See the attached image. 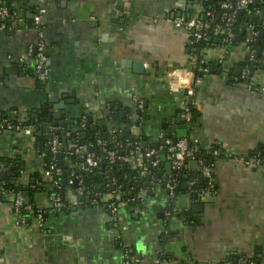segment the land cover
<instances>
[{"label": "crops", "instance_id": "1", "mask_svg": "<svg viewBox=\"0 0 264 264\" xmlns=\"http://www.w3.org/2000/svg\"><path fill=\"white\" fill-rule=\"evenodd\" d=\"M177 4L178 0H142L138 11L131 13L124 27L119 26L126 30L121 38L116 42H103L102 36L108 33L111 13L117 6L111 4V0H47L49 11L44 32L49 42L50 79L42 90L38 89L33 75H23L22 71L14 85L8 82L6 68L18 65L15 60L10 61L9 56L23 54L37 40V34L33 29L23 28L10 33L0 32V113L27 117L29 112L43 110L45 104L58 99L60 90H67L69 97L66 100L79 102L71 110L89 111L95 125L102 123L104 127L109 104H122L128 108L129 104H136L137 108L142 103L144 111L139 121H135L137 127L132 128L130 137L142 133L140 140L142 145L146 143L144 146L163 142L159 135L164 133L166 136L167 131L177 126V116L185 101L182 94L170 89L168 73L176 69L193 71L190 34L165 21L178 13ZM20 6L24 16L31 19L36 0H20ZM200 6L193 10L192 17L202 13L203 3ZM187 14L184 13V17L188 18ZM123 17V13L117 14L119 20ZM124 55L152 67L151 74H134L127 67L129 61ZM247 55L241 44L227 48L215 43L205 49L211 72L194 87L191 107L198 117L188 124L187 136L200 150L210 152L218 146L223 149L213 168L216 190L211 197L217 201H204L201 224L197 223L198 216L193 213V207L203 202L192 200L189 190L179 196V202L191 213L167 225H164L163 215L170 198L162 187H156L144 205L122 206L119 214L122 215L123 230L121 228L120 235L113 229L106 210L84 205L83 201L76 203L73 187L67 190L71 207L49 212L41 225L33 221L27 226H17L9 200L0 198V264H123L125 250L131 248L136 251L135 264H155L143 247L137 250L133 237L126 238V233L134 228L128 223L126 226L127 215L138 221L147 210L153 211L150 215L146 213L149 235L160 233V247L155 250L158 258L160 252L162 255L168 253L172 258L161 264H176L177 261L234 264L233 259L238 256L263 259L264 251L258 255L255 251L264 245V167L248 166L243 158L264 147V95L236 84L234 75ZM251 83L264 85V69L251 78ZM63 120L67 125L70 118L67 116ZM131 123L134 124L132 120ZM164 124H167V130ZM184 124L187 123H181ZM75 125L72 124L73 129ZM113 126L107 122L108 132ZM98 128L96 135L102 133ZM178 132L183 130H177L171 138ZM33 136L34 132L0 134V156L9 159L11 170H24V182L30 179V173L42 175L44 169V162H38L44 156L36 141H32ZM163 166L164 174L170 176L171 166L170 170L165 163ZM188 169L194 175L200 174V167L195 170L193 164ZM34 201L39 208L49 206L45 192H38ZM192 226L200 229L183 232L185 227ZM169 231H180V234L169 236ZM164 233L170 238L162 245Z\"/></svg>", "mask_w": 264, "mask_h": 264}, {"label": "built area", "instance_id": "2", "mask_svg": "<svg viewBox=\"0 0 264 264\" xmlns=\"http://www.w3.org/2000/svg\"><path fill=\"white\" fill-rule=\"evenodd\" d=\"M264 1V0H260ZM220 9L224 11L222 16L223 24L217 25L214 28V35H224L221 40V44L224 47L231 45L237 38L236 22L238 13L240 11L247 10L249 16L264 17V9L262 10L258 6L257 0H218ZM35 14L32 16L33 27L27 24L24 18L18 17L16 12L11 14V11L6 2H0V32L10 33L20 28L28 30L32 28L36 31L37 40L31 43L23 54L17 57L9 56V60H15L20 66L23 75H33L42 85H46L51 75V59L48 54V44L44 32V24L48 15L47 0H36ZM204 16L208 20H204ZM215 14L212 11H208L205 7H202V13L197 17L186 18L182 17H168L165 21L172 24L177 29H184L190 36L193 37L191 45L193 49H190V62L193 67V71L176 69L168 73L169 87L172 92L176 94H182L184 104L181 106V113L187 124L193 123V113L191 105L187 103L189 98L195 95V86L201 84L206 76L210 74V69L206 66L205 50L199 48L202 43L208 41L211 36V22L214 21ZM246 37L241 41L248 54L251 62H258L256 59L257 48L255 43L259 38V31L255 30L252 25L245 27ZM33 60V72L30 73L28 62ZM264 65V58L259 61ZM197 69V73L194 71ZM199 74V76H197ZM250 69L245 68L241 70V73L236 77V81L239 84L245 85V87L251 91L264 95V85H255L250 80ZM249 80V83H248ZM144 111V104L139 103L137 108L133 110L130 120L133 122L139 121L141 112ZM14 118V117H13ZM2 118L0 117V134L4 132H16V133H33L34 128L26 126L27 117H15ZM91 125L88 122L87 115H82L75 126V131L67 129L60 125H51L49 129L50 141L46 145V152L49 153L51 159L49 163L44 166L42 176L45 180H48L53 187L61 188L60 180L64 179L65 169L62 166L60 157L64 156L65 161L72 163L71 174L67 177L68 185L73 187L74 181L79 182V187L75 189L78 201H83V204H90L92 206L100 207L108 212L111 219L113 229L120 235L122 228V221L120 217V208L124 205H128L127 202L137 201L136 197H132L124 202L123 197L120 194L121 186H117L116 179L110 178L106 183L107 187L111 190L110 193L102 196V193L95 192L92 194L83 187V177L86 174L92 173L95 170L101 168L102 164L107 166L109 173L113 168L121 163H127L133 170L138 172V178L144 179L151 177L149 184L156 185V187H162L170 198L169 207L164 212V225L169 224L172 220H181V215L187 214L190 209L182 207L179 202V196L176 193L178 187V178L181 173L188 169V166L192 162H196L199 167V173L206 179V186L197 190L194 188L196 182H188L187 189L189 195L195 194L198 196V201H207L215 190L216 186L213 180V168L200 154L199 148L194 145L188 136L179 138L177 142H174L172 138H167L164 133L159 135V139L164 141L158 143L157 146H144L140 142L127 141L124 144H118L116 148L109 149L107 147L106 140L102 137L94 134L87 138H82V133L87 132L88 126ZM94 125V123L92 124ZM118 130L112 128L110 130L111 135H116ZM89 137V138H88ZM76 142L75 147L69 148L67 145L63 146L64 142ZM98 149L101 150L102 155L98 154ZM123 150V152H120ZM160 152L165 153L166 162L171 165V175H161L156 178L155 174L160 169L163 161L160 157ZM221 154V150L215 149L212 152L214 157H218ZM246 165L252 166L258 169L264 167V149L258 150L252 156L243 158ZM189 170V169H188ZM4 166L0 165V175L4 172ZM164 172V170H163ZM24 170L21 171L22 180H24ZM2 183L0 177V184ZM139 196H145L144 191L139 192ZM89 198L85 202V199ZM76 201V200H75ZM9 203L12 208L13 214L16 216V225L23 227L27 226L28 222L21 213L25 210L31 211L32 206L25 203V195L19 192L14 197L9 199ZM77 203V201H76ZM71 204L68 205L62 200L59 195H54L49 198L50 209H63L68 210ZM47 210L40 209L37 211L35 221L41 225L45 221L44 214ZM162 243V242H161ZM234 264H264L263 259H255L249 256H238L233 259ZM155 264H161L158 259L155 260ZM123 264H135V259L131 257L128 250H125V260Z\"/></svg>", "mask_w": 264, "mask_h": 264}, {"label": "trees", "instance_id": "3", "mask_svg": "<svg viewBox=\"0 0 264 264\" xmlns=\"http://www.w3.org/2000/svg\"><path fill=\"white\" fill-rule=\"evenodd\" d=\"M230 2H233L234 0H229ZM258 1V6L263 10L264 9V1ZM0 2H6L8 4V7L11 11V14H13V12H16V14L18 15V17L20 18H24V20L27 22L28 25H30V27H33V19L31 18H26L24 16V14L22 13V8L20 6V0H0ZM220 2L214 1V0H204L203 1V7H205L208 11H212L215 14V19L214 21L211 22V36L210 39L208 41H205L204 43L201 44V46H199L200 49L205 50L211 46H213L215 43H221L222 37L224 35L220 34L219 36H215L214 33V28L217 25H221L223 24L222 21V14L224 13V11L222 9H220ZM36 10L34 9L32 11V15L31 17L35 14ZM220 14V16H218ZM204 20H208V18L206 16H204ZM252 25L254 27L255 30L259 31V38L255 43V47L257 48V56L256 59L258 60V62H251L249 59V54L246 56V58L240 62V67L242 69L248 68L250 69V72L253 76H255V74L264 69V65L259 63L260 60H262L264 58L263 55L260 54V51H264V17H252L249 16L247 14V10L245 11H240L238 13V18H237V22H236V33H237V38L236 40L229 45L228 47H231L233 45H238L241 43V41L246 37V31H244L245 27L248 25ZM28 30H32V28L28 29ZM190 40H193V37L190 36ZM35 42V41H34ZM32 42V43H34ZM227 47V48H228ZM190 49H193V46L190 45ZM49 54V52H48ZM206 66L209 67L210 72H211V63H209L208 61H206ZM28 67L30 70V73L33 72V60H30L28 62ZM194 71L197 73V69L194 68ZM197 76H199V74H197ZM252 76V77H253ZM36 80V79H35ZM236 84H239L236 80H235ZM36 84L38 89L42 90L45 85H42L38 80H36ZM44 91V90H43ZM192 109V113H193V122L195 121V112ZM108 114L104 119V123L105 126L102 128H98L99 132L104 133L107 132V138L106 143H107V147L109 149H113L116 148V146H118V144H124L127 141H130V135L129 133L124 130L122 128L123 125L125 124H129L130 123V118L128 117L129 114L132 113V110L128 107L123 106L122 104H109L108 105ZM125 117H124V116ZM141 115V114H140ZM0 117L2 118H13V116L11 115V113L6 114V113H0ZM15 118V117H14ZM13 118V119H14ZM48 115L45 113L42 114H38V116L36 118H32V112H29L27 114V122H26V126H30L33 127L35 129L34 134H36L39 131H42V135L40 137L37 138L36 140V144H40V154L42 156H44V166H46L47 163H49L51 156L49 155L48 152H46V146L44 145V138H43V131H44V122H46V120H48ZM107 122L112 123L114 126L113 128L117 129L118 132L116 133V135H111L110 131L108 132V129L106 127ZM95 125V123H94ZM77 126V124L75 125ZM92 125H89L87 128V133L89 134V136H93V134H95V132H91L90 128ZM97 127H99L98 125H96V129ZM167 124H164V129L167 130ZM71 129L73 130V128L71 127ZM75 127L74 130L75 131ZM107 130V131H106ZM96 131V130H95ZM123 136V138H122ZM89 138V137H88ZM50 141V139H49ZM48 141V142H49ZM220 149L221 153H222V148L221 147H216L213 150H211L210 152H206L204 150H200L199 149V154L208 162L210 163V165L214 166L215 164V160L216 158L220 157H214L212 155V152L215 149ZM262 149H264V147H261ZM261 148H257L256 150H254L251 154H249V156H252V154L256 153L258 150H260ZM120 152H123V150H121ZM98 154L102 155V152L100 149H98ZM61 162L63 163L62 166L65 169V173H66V177L64 176V179L70 176L71 174V165L73 162L71 163H67L65 160V157L62 156L60 157ZM9 159H5L4 157L0 156V165L4 166L5 172H6V178L4 181H2V183L0 184V198H6V199H10L12 197H14L16 194H18L19 192H22L24 195H27L30 198V205L33 207L31 211H23L21 213L22 216H24L28 222V224H32L33 221H35V218L37 216V211L40 209L43 210H47V212L44 214V217L46 219V216L48 215L49 212H57L60 210H66L65 208L63 209H50V208H39L38 205H34L35 203V196L38 192H45L46 195L50 198L54 195H59L62 200L68 205L70 203V200L68 199L67 196V190L68 187H72L71 185H67V187H64V179L60 180L61 182V188L58 189L56 187H53L51 185V183L48 180H45L43 178V176L37 172L35 173H30V179L27 182H24L22 180V175H21V170H16L13 171L10 169L8 163H9ZM164 170V166L163 164L161 165L160 169L156 172L155 176L156 178H159L161 175L164 174L163 172ZM115 178L116 182H117V186H121L120 189V194L123 197L124 202H126L128 199L132 198V197H136L137 201L135 202H127V204L129 206H133V207H139L141 205L145 204V201L151 197L154 193V190L156 188V185H151L149 184V179L148 178H144V179H139L138 178V172L136 170H133L127 163H121L116 165L112 172L109 173V169L107 168V166H105L104 164H102L101 168L98 170H95L92 173L86 174L83 177V187L86 188L87 191L91 192L92 194H94L95 192H100L102 193V196H104L105 194H108L111 192V190L107 187L106 183L109 182L110 178ZM190 181H194L196 182L194 188L199 190L201 188H203L204 186H206V183L204 185H199L197 182V175L193 174L192 172H190V170L186 169L184 170L181 175L178 178V187L176 190V193L178 196H180L181 194L187 193V190H183V187ZM68 183V182H67ZM140 191H144L145 192V196H139V192ZM195 194L191 195V199L192 200H196L195 198ZM84 201V199H83ZM85 205V204H84ZM169 205L171 206V204L169 203ZM168 205V207H169ZM167 207V208H168ZM191 212H188L185 215H181L183 218H185V216L189 215ZM170 237L167 234H163L162 239H161V244L164 245L165 242L169 239ZM131 257H134V251H131V249H128ZM162 252L159 253V258L158 260L160 261V263L162 262H169L171 258V255L168 253H165L162 255ZM164 260V261H163ZM178 264H187L184 261H178Z\"/></svg>", "mask_w": 264, "mask_h": 264}, {"label": "water", "instance_id": "4", "mask_svg": "<svg viewBox=\"0 0 264 264\" xmlns=\"http://www.w3.org/2000/svg\"><path fill=\"white\" fill-rule=\"evenodd\" d=\"M141 1L142 0H111V4H113V5L116 4L117 6H116V9L113 10V12L111 13V19L109 20V28L107 29L108 33L104 34L102 36L103 42L108 41V40H110L111 42H116L118 39L121 38V36L126 31L123 27L126 24L127 18H129L131 16V13L134 14L136 11H138V5ZM199 1L200 0H193L192 2H188L187 0H178V4L176 5V7L178 9V13L174 14L173 17H182V16H184V13L187 12L188 13L187 17L191 18L193 10L194 9H200V7H201L199 5ZM214 1L217 2V0H214ZM128 5H130V6L128 7ZM183 5H185V6H183ZM119 12L123 13V15H124V17L121 20H119L117 18V14ZM218 16H220V14ZM119 26H123V27H119ZM181 31L187 33V31L184 29H181ZM244 31H246V29H244ZM189 43H191V42H189ZM260 54L264 56V51H260ZM124 58H127V60L129 61L127 64V67L129 69H132L134 74H137V75H150L151 74L152 67H147L144 64V62H142L141 60L135 59L132 56H126V55H124ZM20 72H21V68L19 65H12L10 67H7L6 68V74H7L6 80L14 85L16 83V80L20 76ZM225 72H227V69L225 70ZM240 72H241V68H237L234 75L236 77H238L240 75ZM252 76H253V74L250 76V80H251ZM248 83H249V80H248ZM52 95L54 96V93ZM57 97H58V99L57 98L52 99L50 101L49 105L44 107L43 110L33 111L32 112V118L34 119L38 116V114L45 113V114H48V117L52 121L53 125L65 126L66 124H65L63 118L68 115V116H71L72 118L70 119V121L66 125L67 129H71L72 124H77L79 118L82 115H87L88 122L91 125L94 123V118L89 111H80V112L77 111V112H73V113L68 112L72 107H75L76 105H78L79 102H77L75 100H66V98L69 97L67 90H60ZM192 103H193V98L191 97V98H189V105H192ZM69 106H71V107H69ZM50 111H52V112H50ZM195 117H198V114H195ZM184 122H185V119L183 118V114L180 113L177 116V120H176L177 126L172 128V130L167 131L166 137L171 138L172 134L175 133L177 130H183V132L182 133L178 132L177 136L173 137L174 142H177V140L179 138L186 137L187 133H188V129L190 126L188 124L181 125V123H184ZM98 126L100 128H102L103 124L99 123ZM133 127H137L136 122H134V124L131 123V124H127V125L122 126V128L124 130H127V132L129 134L132 132ZM90 130H91V132L94 133L96 130V125H92ZM41 135H42V131L37 132L36 134H34L32 141L35 142L37 140V138L40 137ZM141 135H142V133H140V136H132L130 138V141H136V142L142 143L140 140ZM99 136H102L104 139L107 138V134L99 133ZM82 138L83 139L87 138V132L82 133ZM122 138H123V136H122ZM163 142H161V143H163ZM75 143H76L75 141L74 142H64L63 146L67 145L69 148H73V147H75ZM145 144L146 143H144V145ZM156 146H157V144H156ZM38 148L40 150V144H38ZM160 157H161L163 163H165V166L168 168V170H170L171 165L169 163H166L165 153L161 152ZM38 162L43 163L44 157H40ZM190 164L194 165L195 170L199 169V166L197 165L196 162H192ZM15 170H18V168H15ZM64 175L66 177V173ZM0 177H1V180L4 181L6 178V172H2ZM150 179H151V177H149V180ZM197 180H198V184L201 186L206 183V179L201 174H199L197 176ZM67 185H68L67 179L65 178L64 179V187L66 188ZM78 187H79V182L77 180H75L74 184H73V188L77 189ZM183 190H187V185H185L183 187ZM73 195H74V199L76 201H78V197L74 194V192H73ZM195 198H196V201L199 202L198 196H195ZM86 200H89V198H86ZM216 201L217 200L213 197H210L207 200V202H209V203H214ZM25 203L26 204L30 203V198L27 195H25ZM204 209H205V202H203L201 204L199 203L193 207V213L197 214V216H198V219H197L198 224H201L203 222ZM163 217H164V215H163ZM190 223L191 222L189 221V224ZM179 234H180V231H169L168 232L169 236L179 235ZM263 251H264V245L256 248L255 254L256 255L262 254ZM137 258L141 259L140 256H137ZM136 264H138V263H136Z\"/></svg>", "mask_w": 264, "mask_h": 264}, {"label": "rangeland", "instance_id": "5", "mask_svg": "<svg viewBox=\"0 0 264 264\" xmlns=\"http://www.w3.org/2000/svg\"><path fill=\"white\" fill-rule=\"evenodd\" d=\"M129 105H130L131 109H134V110L136 109V104H129ZM154 114L156 115V112ZM28 144H30V143L28 142ZM146 213H148L150 215V214H153V211L149 212L147 210L145 213H143L144 215H142L141 219L138 220V221H135L129 215H127V219L125 218V220H124V217H123V220L125 221L126 226H127V223H128V224H131L134 227V228H131V230H129L128 233H126V238L128 236L133 237L134 244H135V247L137 248V250L140 247L141 248L143 247L145 253H147V257L151 258V261H152V260L158 259L157 252L155 250L158 247H160V244H159L160 233L156 234L155 236L149 235V232L147 230L149 227L146 225V222H145L146 218H147L146 217L147 216ZM121 217H122V215H121ZM126 226L124 227V229L126 228ZM198 229H200L198 226L185 227L183 232L185 233L187 231V232H191L192 233V232H194V231H196ZM122 230H123V226H122ZM134 244H133V246H134ZM131 251H133L132 248H131ZM162 263H164V262H162ZM178 263L179 262L177 261L176 264H178ZM149 264H151V263H149Z\"/></svg>", "mask_w": 264, "mask_h": 264}, {"label": "flooded vegetation", "instance_id": "6", "mask_svg": "<svg viewBox=\"0 0 264 264\" xmlns=\"http://www.w3.org/2000/svg\"><path fill=\"white\" fill-rule=\"evenodd\" d=\"M204 0H200L199 1V4L201 5V3H203ZM47 44H48V47H49V42L47 40ZM49 51V50H48ZM49 104H45V106H48ZM44 106V107H45ZM69 113H73L75 111H72L71 109L68 111ZM48 115V114H47ZM68 116V115H67ZM65 116V117H67ZM70 119L72 118L71 116H68ZM52 125V121L48 118V120H46V122H44V131H43V138H44V145L46 146L49 139H50V134H49V129H50V126Z\"/></svg>", "mask_w": 264, "mask_h": 264}]
</instances>
